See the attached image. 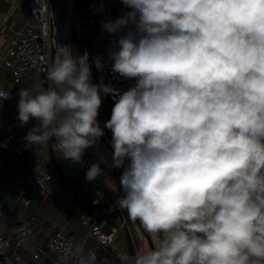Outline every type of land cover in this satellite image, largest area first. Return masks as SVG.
<instances>
[{"label":"clouds","instance_id":"1","mask_svg":"<svg viewBox=\"0 0 264 264\" xmlns=\"http://www.w3.org/2000/svg\"><path fill=\"white\" fill-rule=\"evenodd\" d=\"M121 2L101 26L123 33L109 59L134 86L92 83L89 53L59 46L51 85L19 92L17 119L38 121L24 139L80 163L111 130L117 205L154 242L127 264H264V0ZM102 94L115 99L103 127ZM103 174L93 163L85 180ZM71 257L98 264L82 245L60 264Z\"/></svg>","mask_w":264,"mask_h":264},{"label":"built area","instance_id":"2","mask_svg":"<svg viewBox=\"0 0 264 264\" xmlns=\"http://www.w3.org/2000/svg\"><path fill=\"white\" fill-rule=\"evenodd\" d=\"M18 2L19 0H11ZM27 4V18L22 27L14 29L8 36L9 48L6 60L12 69L16 82H20L23 74L34 72L37 81L42 89L51 85L47 79V72L51 68L52 48L56 47L58 55V41L54 35L56 28L57 9L51 8L50 0H24ZM116 0H87L84 8L77 9L72 1L70 8V31L67 36L75 35L79 41H86L94 45V64L98 80L94 84L111 85L118 93L128 90L134 86V79H125L112 71V63L109 53L116 50V41L120 34H110L102 28V23L114 21L127 12L125 6L115 8ZM54 25L52 28V21ZM99 64V66H98ZM0 91L10 96V90L0 85ZM113 104L115 99L112 95H103ZM7 98V99H8ZM7 99L0 100L4 103ZM38 121L34 118L26 125H21L17 117H10L4 126V139L2 145L12 152L27 158L32 167L22 172L16 178V182L23 187L24 196L22 201L25 206H30L34 199H41L47 196L50 183L54 176L50 171L42 169L39 162L33 161L35 155L43 151V146L37 149L36 146L28 145L24 137L36 125ZM105 130V129H104ZM111 143V142H110ZM87 160L82 157V164L85 166ZM127 164V161L125 162ZM113 167V165H112ZM112 169V168H111ZM123 172V167L120 168ZM6 203L4 197L0 198V264H18L17 255L10 250L14 244L16 247L24 246L35 231V220L21 218L10 224V231L3 230V207ZM95 204L98 200L94 201ZM128 213L117 205V199L109 209L103 213L86 214L81 212L82 223L89 228V234L103 244L113 242L117 233L122 230H129ZM113 221V223H112ZM112 223V224H111ZM144 231L143 228H140ZM77 245V237L74 233L64 234L62 230L54 232L46 247H38L33 252L34 264H60L59 258L67 251V245ZM76 260L70 258V264Z\"/></svg>","mask_w":264,"mask_h":264},{"label":"crops","instance_id":"3","mask_svg":"<svg viewBox=\"0 0 264 264\" xmlns=\"http://www.w3.org/2000/svg\"><path fill=\"white\" fill-rule=\"evenodd\" d=\"M121 6H124L121 0H116L115 8L118 9ZM128 11L130 9L127 8ZM26 18L27 4L24 0L18 2L0 0V85L11 92L4 103L0 102V198L6 199L3 207V230L8 233L10 224L21 218L34 217L36 224L35 231L28 242L21 247L13 244L10 250L16 253L18 264H34L33 252L40 246L46 247L50 236L62 230L64 234L74 233L77 237V245L84 246L85 250L94 251L98 264H127L128 258L138 249L152 247L149 235L146 232L138 234L136 225L139 229L141 228L138 222L132 221L127 216L129 230L117 233L110 244H103L90 236L88 226L81 220L82 207L75 198L70 184V178L77 175L84 165L82 162L76 163L58 156L54 141L50 140L46 146H43V151L35 155L33 159L41 164L43 170L50 171L54 176L47 196L34 199L30 206H25L22 201L24 189L16 182V178L31 168L33 163H29L26 157L6 149L2 141L7 119L18 117L17 105L20 90L27 88L34 94L42 90L34 72L23 74L20 82H16L6 60L9 48L8 36L14 29L22 27ZM91 161L96 163L93 159ZM105 178L114 190L115 199L122 196L117 192L113 180L110 177ZM130 222L133 223V227ZM73 264H76V260Z\"/></svg>","mask_w":264,"mask_h":264},{"label":"trees","instance_id":"4","mask_svg":"<svg viewBox=\"0 0 264 264\" xmlns=\"http://www.w3.org/2000/svg\"><path fill=\"white\" fill-rule=\"evenodd\" d=\"M87 0H80L82 3H86ZM80 3V4H82ZM77 5V3H76ZM78 6H76L77 8ZM78 9V8H77ZM81 46V55L87 51L89 53L90 64L94 62V45L86 41H80ZM92 72L91 82L94 83L98 80L96 72ZM114 104L108 99L102 96V106L99 109V122L104 120V123L110 119L112 108ZM106 134L110 136L108 129H105ZM108 138V137H107ZM109 139V138H108ZM94 162L89 160L85 166L80 170L77 175H74L70 178L71 188L75 195V198L82 207V211L86 214H103L105 213L111 204L116 200L115 193L111 186H109L105 175L97 177L96 180L91 183L86 182L85 175ZM98 200V203L95 204L94 201Z\"/></svg>","mask_w":264,"mask_h":264},{"label":"rangeland","instance_id":"5","mask_svg":"<svg viewBox=\"0 0 264 264\" xmlns=\"http://www.w3.org/2000/svg\"><path fill=\"white\" fill-rule=\"evenodd\" d=\"M74 2H75L74 7L78 6L77 7L78 9H80L81 7L84 8V3L80 2V0H74ZM76 3H77V5H76ZM80 3H82V4H80ZM71 5H72V0H56V9H57L56 28L58 29V32L60 31L59 32V39L61 40V38H63L65 45L71 47L70 51H71L72 55L78 56V55H81V46H80L79 39L75 35H73L72 37H70V36L64 37L65 36V31H64L65 25L68 22L70 25V18H72L70 15ZM56 39L59 42L58 37H56ZM53 63L54 62H52L51 67H52ZM93 72H95V70ZM100 123L103 127L104 120H101ZM105 129H107V128H105ZM108 132L110 133V136H108V134H106V136L109 138V141L111 142V140H112L111 130L108 129ZM83 155L87 161L93 159L96 161V163H99L100 167L103 169V173H104L105 177H108V178L110 177V179H112V176H111L112 153L108 150L107 146L105 145V143L103 141L98 140L97 143L93 147L85 150ZM130 225H131V227H133L132 222H130ZM136 230H137L138 234L144 233V231H141L137 225H136ZM133 233L134 234L136 233L135 229H133Z\"/></svg>","mask_w":264,"mask_h":264},{"label":"water","instance_id":"6","mask_svg":"<svg viewBox=\"0 0 264 264\" xmlns=\"http://www.w3.org/2000/svg\"><path fill=\"white\" fill-rule=\"evenodd\" d=\"M73 1V0H72ZM50 4H51V8L54 10L55 7H56V0H50ZM53 25H54V20L52 21V28H53ZM55 58H56V47L55 45L53 46L52 48V59L53 61H55ZM90 68H91V71H94L95 70V64L94 63H91L90 64ZM101 124V123H100ZM102 127V125H101ZM104 135L99 139V141H103L105 143V145L107 146L108 150L113 153V149H112V146H111V143L109 141V139L107 138L106 136V132L104 130ZM121 175H122V171L120 170V168H115V167H112V170H111V176H112V180L115 184V187L116 189L118 190V192L123 195V189L121 187V183H120V180H121ZM139 226L141 228H143V226L139 223V221H137ZM149 239H150V242L152 247L154 246L153 245V241L151 240L150 236H149Z\"/></svg>","mask_w":264,"mask_h":264},{"label":"bare ground","instance_id":"7","mask_svg":"<svg viewBox=\"0 0 264 264\" xmlns=\"http://www.w3.org/2000/svg\"><path fill=\"white\" fill-rule=\"evenodd\" d=\"M60 30V29H59ZM64 31H65V36L64 37H66L67 36V34L69 33V31H70V26H69V22L65 25V28H64ZM60 32V31H59ZM59 32H58V29L57 28H55L54 29V35H56V37H58V40H59V46H61V47H65L66 45H65V42H64V39L63 38H61V40L59 39ZM67 42V41H66ZM59 46H58V48H59ZM57 58V57H56ZM56 58H55V60H56ZM103 157V156H102Z\"/></svg>","mask_w":264,"mask_h":264}]
</instances>
